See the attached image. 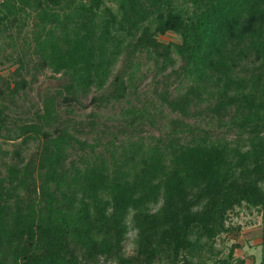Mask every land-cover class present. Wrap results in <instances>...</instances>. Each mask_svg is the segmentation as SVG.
Listing matches in <instances>:
<instances>
[{
    "label": "trees",
    "instance_id": "16d2710c",
    "mask_svg": "<svg viewBox=\"0 0 264 264\" xmlns=\"http://www.w3.org/2000/svg\"><path fill=\"white\" fill-rule=\"evenodd\" d=\"M0 56V264H243L215 242L264 210V0H0Z\"/></svg>",
    "mask_w": 264,
    "mask_h": 264
},
{
    "label": "rangeland",
    "instance_id": "374dc122",
    "mask_svg": "<svg viewBox=\"0 0 264 264\" xmlns=\"http://www.w3.org/2000/svg\"><path fill=\"white\" fill-rule=\"evenodd\" d=\"M160 38L163 40H171V39L175 41L178 40V37L172 32H166L164 35L160 36ZM10 69L11 67H8L7 61L0 62V73L6 74L9 72ZM49 73L50 71L48 70H45L39 73L35 81H33L30 84V86L25 88L24 94H21L19 97L16 98V106H17L16 110L18 111L16 110L13 111V115L31 114V112L36 107L40 106L42 96L45 93L54 90V88L57 86V82L59 81V79L57 78L58 76H55V77L48 76ZM89 99H90V94L89 96L83 98L81 103L75 104L74 106L75 113L77 112L78 116L85 117L86 114L92 110V108L95 109L93 104L90 103ZM103 113L107 114L108 110L104 109ZM75 115L77 116V114ZM2 143H3V146L8 149H12L13 147L11 142H2ZM34 143L31 142L29 144L28 146L29 148H27L26 152L34 148ZM227 222H229L231 225L235 223H239L241 225V228L235 235L233 234L234 236H232V233L220 234L216 238L215 247L221 249V252L223 254H225L228 251L230 244L234 243L235 241H237L238 243L242 242L241 240V237H243V234H241L242 228L245 229V226L253 224V223H257L259 225L264 224V210L261 211V210H256L255 208H252L249 211L247 208L242 207L238 210V212L231 213L229 218L227 219ZM133 233H134L133 230H130L128 232V238L126 240L127 250H130L131 248V238L133 237ZM239 249H240L239 247H235L234 249V252H236L234 253L235 255L241 257V255L247 254V253H240ZM252 251L257 257L255 259V264H261L262 262L264 264V258L262 254L264 251L261 245L257 247H253Z\"/></svg>",
    "mask_w": 264,
    "mask_h": 264
},
{
    "label": "crops",
    "instance_id": "0c3cea01",
    "mask_svg": "<svg viewBox=\"0 0 264 264\" xmlns=\"http://www.w3.org/2000/svg\"><path fill=\"white\" fill-rule=\"evenodd\" d=\"M241 234H243V237H241L242 242L239 243L238 246L240 248L239 252L247 253V254L241 255L240 258L244 260L243 264H255V259L257 257L255 256L252 250L253 247H257L261 245L264 251V246H263L264 224L259 225L257 223H253L247 225L245 226V229L242 228ZM262 254L264 258V252ZM261 264H263V262Z\"/></svg>",
    "mask_w": 264,
    "mask_h": 264
}]
</instances>
